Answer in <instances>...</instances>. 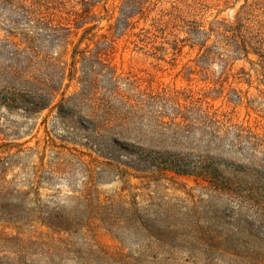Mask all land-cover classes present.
Segmentation results:
<instances>
[{
    "label": "rangeland",
    "instance_id": "obj_1",
    "mask_svg": "<svg viewBox=\"0 0 264 264\" xmlns=\"http://www.w3.org/2000/svg\"><path fill=\"white\" fill-rule=\"evenodd\" d=\"M244 1L202 0L189 16L191 26L204 32L211 21L232 22ZM32 3L0 0V157L22 150L3 170L10 188L27 191L31 208L27 218H0V264H264V215L253 206L222 198L192 175L134 171L113 145L106 151L119 166L105 165L87 146L79 123L80 110L114 87L169 94L219 80L228 97L238 94L241 103L227 106L218 98L214 107L228 110L234 122L260 124L264 135V8L253 11L239 31H210L203 46L208 53L200 56L202 34L188 35L168 16L161 30L150 25L174 0H156L148 16L135 22L133 30L150 28L151 38L128 43L123 36L112 45L101 37L78 42L80 32L67 41L53 36L59 32L36 24L39 9ZM108 22H101L98 35L114 32ZM232 35L245 41L246 52L234 48ZM174 36H190L176 56L169 43ZM74 51L77 70L70 76ZM102 52L116 83L105 73L86 85L81 68L96 67L94 55ZM64 66L65 73H58ZM43 85L55 90L54 97ZM88 92L92 96L84 97Z\"/></svg>",
    "mask_w": 264,
    "mask_h": 264
},
{
    "label": "trees",
    "instance_id": "obj_2",
    "mask_svg": "<svg viewBox=\"0 0 264 264\" xmlns=\"http://www.w3.org/2000/svg\"><path fill=\"white\" fill-rule=\"evenodd\" d=\"M201 1L174 0L169 7L159 9V15L151 18L150 25L155 30H161L159 23L164 16H168V21H178L188 35L195 38H199L200 34L204 36L202 41L197 42L201 50L210 31H239L253 11L264 8L262 0H245L232 22L211 21L209 30L202 32L191 26L194 20L189 19V16L196 14ZM32 5L39 9L36 17L38 27L59 32L53 36L59 35L58 38L67 41L70 36L80 32L78 42L101 37L112 45L123 36L128 43L151 38L150 28H140L138 32L133 29L135 22L148 16L155 8L156 0H33ZM115 12V20L110 22ZM24 18H27L26 15ZM103 20L109 21L107 29H114V32L97 34L96 29L102 27L100 24ZM189 37L174 36L169 41L174 56L180 54L184 40ZM235 37H230L234 48L246 52L245 41L241 39L239 42ZM198 53L203 56L208 50L204 47ZM14 54L8 53L7 58L13 59ZM103 54L108 56L106 52L94 55L96 67L85 65L81 68L86 85L97 75L105 73L116 83L115 69ZM76 56L77 52L74 51L68 67L70 76L77 70ZM83 59H87V56ZM23 72L14 70L13 73L19 75ZM58 73L64 74L65 66L60 67ZM211 83L207 88L175 89L169 94L166 91L122 93L116 87L108 89L93 105L80 110L79 123L86 131L83 138L89 148L94 147L106 159L105 165L119 166L117 163L120 162L106 151L109 145H113L125 153L128 160L124 164L134 171L142 173L150 169L160 173L172 171L192 175L203 188L237 205L253 206L257 215H264V135L260 131V124L234 122L228 110L214 107L212 101L215 99L221 98L222 104L228 106L233 103L235 106L241 103V97L236 94V99L231 100L229 90L225 92L219 80ZM42 90L54 97L55 90L51 87L43 85ZM83 96L92 95L88 92ZM18 151L22 150L0 157V218L8 222L27 218L31 211L26 206L27 191L10 188L12 180L6 179L3 170V167L8 168L12 158L17 157ZM237 154L245 163L236 160ZM235 174L245 179H237Z\"/></svg>",
    "mask_w": 264,
    "mask_h": 264
}]
</instances>
